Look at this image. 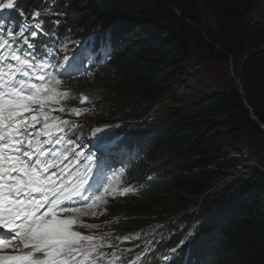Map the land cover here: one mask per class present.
Returning a JSON list of instances; mask_svg holds the SVG:
<instances>
[{
	"label": "trees",
	"instance_id": "16d2710c",
	"mask_svg": "<svg viewBox=\"0 0 264 264\" xmlns=\"http://www.w3.org/2000/svg\"><path fill=\"white\" fill-rule=\"evenodd\" d=\"M40 1L18 0V4L27 8ZM258 1L154 0L147 14L168 21L164 41L148 38L130 44L139 27L120 19L112 33L118 38L112 43L114 51L95 65L92 75H80L71 84L77 94H94V100L103 101L105 97L103 103L90 106L95 107L97 121L142 120L154 106L152 101L173 87L167 71L189 63L192 45L213 57L243 61L242 88L211 93L175 113L151 119L154 123L140 130L131 129L137 163L131 164L126 176L137 194L113 208L124 218V229L140 228L156 220L151 216L175 214L198 204L228 170L241 165L240 158H229V148L241 143L247 129L261 132L251 112L264 124V27H247L244 22ZM123 7V0H108L94 16L80 20L83 31L75 46L84 49L96 38L91 27L111 20ZM238 182L233 192L218 196L217 191L209 198L194 242L180 248L168 263L158 264H193L203 259L205 264H264V175L255 173ZM169 226L170 222L161 223L156 229L164 234ZM182 238L183 233L165 236L158 257L169 246L176 249ZM140 240L133 241L130 259L142 251ZM154 258L152 254L136 264H153Z\"/></svg>",
	"mask_w": 264,
	"mask_h": 264
},
{
	"label": "snow or ice",
	"instance_id": "6c2138e0",
	"mask_svg": "<svg viewBox=\"0 0 264 264\" xmlns=\"http://www.w3.org/2000/svg\"><path fill=\"white\" fill-rule=\"evenodd\" d=\"M16 2L0 3V11L13 10ZM52 14L50 9L36 10L32 23L22 20L18 28L0 18V247H13L12 254H0V264H98L110 255L100 250L98 238L76 230L98 227L82 224L80 216L89 212L76 205L91 207L89 201L94 205L101 200L103 194L96 193L107 180L106 160L103 152H83L72 135L78 125L65 127L67 120L52 115L55 109L50 106L69 99V92L60 89L72 79L76 62L75 55H65L63 63H53L60 51L55 43L38 46L39 37L56 35L44 30L41 19ZM87 99L84 96L81 103ZM71 113L81 114L76 108ZM69 151L73 157L64 163ZM131 190L125 188L120 195ZM194 240L195 234H190L165 259ZM111 255L115 260L107 264H116L120 257Z\"/></svg>",
	"mask_w": 264,
	"mask_h": 264
},
{
	"label": "rangeland",
	"instance_id": "374dc122",
	"mask_svg": "<svg viewBox=\"0 0 264 264\" xmlns=\"http://www.w3.org/2000/svg\"><path fill=\"white\" fill-rule=\"evenodd\" d=\"M53 1V7L50 9L53 13L52 15L56 16L60 23H66V27L69 31L72 30L73 32H76L82 28L79 21L89 16H94L96 8L105 4L108 0ZM0 2L6 3L7 0H0ZM153 2L154 0H123L125 5V7H123L124 11H120L119 14L113 16L108 22H105L102 25L98 24L91 28L99 31H111L113 25L115 26V23L118 20H131L139 28L134 34L136 38L130 37L132 38L130 44L138 41H145V39L148 38L164 41L168 21L160 19V15L152 16L147 14ZM48 3L50 6L52 5L50 2ZM58 6L63 11L59 10ZM43 9L44 8L40 10ZM152 11L153 9L150 10V12ZM244 22L247 27H264V0L258 1L250 15L244 19ZM181 68L183 69L181 70ZM181 68L180 70H173L170 68L167 71L171 74L169 78L172 79L171 85L173 87L159 99L152 101L154 106L149 108L151 109L149 115L143 120H125L117 123L120 125V129L128 127H143L146 124H152L154 121L150 120L151 118L160 117L161 119L169 113H175V111L181 107L197 103L211 93L217 91L228 93L232 89L241 88L243 85V61L235 62L233 57L228 58L227 60H224V57H213L205 49L194 45H192L191 48L189 63H184ZM90 96L94 98V94H90ZM102 101L103 99L101 100V98L95 100L96 103L99 102L100 104ZM82 106L84 105L82 104ZM85 110L87 111V109ZM90 114L91 112L87 111V115ZM93 117L94 119L90 120L82 118V123L78 116L75 115V125H80V128H83L80 135L86 143L84 144L88 145L89 149L94 148L95 140H100L95 137V128H101L102 130L105 128L110 130L111 127H115L114 124H116V122H100L97 121V116L93 115ZM261 129V132L247 129L242 136L241 143L238 144L235 149L234 147L229 148V158H240L242 161L240 166L228 170L227 174L213 184V189L210 190L207 195L202 197L196 206L189 209H183L177 214H167L166 212L159 213V215L165 217L161 219L160 222L165 223L170 219L177 218V223H175L172 229L174 228L175 232L180 231L181 227L187 229V231L183 232L182 239H184L189 232H195L197 224L202 218L203 208L215 192L218 191V196L223 192L231 193L236 189V185H239L238 180H249L255 173L264 175V129ZM124 134L125 133L122 132L119 136L121 142H126ZM125 182V178L119 171L113 170L108 173L107 183L104 188V190L107 189V191L102 193L101 200L93 205L92 208L94 211L89 212V217H87L88 223V220H95V222L90 225H96L101 219L106 217V214L108 217H111V215H113L112 213L116 214L113 210L111 212V209L109 210V208H111L112 204L119 202L125 196L126 193L120 195V193L124 192V189L126 188V186H124ZM160 209L161 208L157 207L153 208V210L157 211H160ZM92 212H95L96 215H91ZM92 229L93 228L84 227L81 233L87 235L85 232ZM144 231L149 232V229L145 228ZM101 239L102 237H100V240ZM158 240L159 237L157 233L154 235L153 240L146 249L155 248ZM114 242L119 245V247H122L118 240ZM123 260V262H125V257Z\"/></svg>",
	"mask_w": 264,
	"mask_h": 264
},
{
	"label": "clouds",
	"instance_id": "9594fccd",
	"mask_svg": "<svg viewBox=\"0 0 264 264\" xmlns=\"http://www.w3.org/2000/svg\"><path fill=\"white\" fill-rule=\"evenodd\" d=\"M105 22H108V21H105ZM105 22H103V24ZM108 32H109V35L112 36L113 29L111 31H108ZM158 118H151V119H158ZM87 119L90 120L91 117H87ZM131 121H135V120H131ZM125 180L127 182L129 180V177L128 176H125ZM135 194H137V192H132V194H131V192H127L122 199H124V198H126V197H128L130 195H135ZM117 203L112 204L111 206L116 205ZM196 205L197 204L192 205V206H189V207H186V208H183V209H189V208H192V207H194ZM113 208H109V210L111 209V212H112ZM181 211H179L177 213H180ZM177 213H175V214H177ZM112 214L113 215H111V217H108V215L106 214V217L103 218L105 220H103V221L100 220L99 221V222H105V224H103V225H101L99 223L96 224V225H99L98 227H95V228H97L98 235L100 237H102L101 241L102 242H105L106 244H108V246L109 245H111V246H117V244H115L114 241L118 240L120 242L125 236L130 237L129 239H127L125 245H127V244H129L131 242L133 243L134 240L141 239L140 242H139V244L142 245V251L144 249H146L150 245L151 241L153 240L154 235H156L157 233H158L159 240H158V242L156 244L157 246L155 248L156 249L165 248V247H160V241L165 236L170 235L171 232H173V231L175 232L174 228L172 229V227L175 225V223H177V218L176 219H170V220H172V223H170V226L168 228L169 231L167 230V232L164 233V234H161L160 233V230H157V232L152 233V231H153V229H154L155 226H158L159 224L164 223V222H160V220L163 219V218H165V217H162L161 215L151 216L150 217L151 219H156V220L150 221V223L145 224V225H143V226H141L140 228H137V229L136 228L135 229H124V227L122 226V222H123L124 218H122L120 216H117L114 213H112ZM170 214H173V213H170ZM150 218H148V219H150ZM167 222H169V220ZM145 228L149 229V232H145L144 231ZM115 230H118V232H116ZM184 230L185 229H183L181 227L180 228V231H178L177 233H183V232H185ZM174 232L171 233V234H174ZM192 232H189L188 234H186L185 238L182 239V240L184 241V240L189 239L188 236H190V234ZM119 234H122V236H120ZM148 249H150V248H148ZM172 249L173 248H171L169 246V249L168 248L164 249L163 255H161V256L159 255V257H158L157 253L155 251H153V248H152L150 253H154L155 254V258L153 259V264L155 262H157L156 260L166 261L165 257H169L170 256V253H171ZM171 259H173V258H171ZM112 260H115V259L112 257ZM116 264H123V263H122L121 259H119V260H116ZM202 264H205V259H203Z\"/></svg>",
	"mask_w": 264,
	"mask_h": 264
},
{
	"label": "bare ground",
	"instance_id": "6f19581e",
	"mask_svg": "<svg viewBox=\"0 0 264 264\" xmlns=\"http://www.w3.org/2000/svg\"><path fill=\"white\" fill-rule=\"evenodd\" d=\"M114 27L115 26H113V29H114ZM109 39H110V41H111V46H112V43H113V41H114V39H116L117 41H118V38L117 37H113V36H109ZM151 112V111H150ZM77 116V115H76ZM81 120V122L83 123V121H82V119H80ZM143 120V119H142ZM120 122H122V121H116V124H114V126L116 127L118 124L117 123H120ZM131 129L132 128H130V127H128V128H122L121 130H122V132L123 133H125L124 134V137L126 138V142H121L120 141V138H118L117 140H115V141H107V144H113V146L114 147H116V146H121L122 147V149L120 150V152L118 153V154H116V155H113V159L111 160V162H112V164L114 165V166H117L118 164H122L119 160H120V158H123L124 160H126V159H129V158H131V154L129 155V154H125V151H126V153H129L130 151H132V152H135V150H134V148H133V146L131 145V142H132V140H133V138H134V135L130 132L131 131ZM76 131H77V133H81L82 131H83V128H80V125H78V127H77V129H76ZM86 144V143H85ZM86 146H88V145H86ZM92 151H93V149H91ZM121 151H124V153L122 152V156L120 155V153H121ZM90 152V151H89ZM93 153V152H92ZM134 158H136V156L134 155L133 156ZM126 181V180H125ZM105 192V190L103 191V192H101V193H104ZM100 193V194H101ZM116 205H113V206H111V208H113V207H115ZM102 221L103 220H105V219H101ZM95 222V220H89V224H93ZM116 232H118V230H115ZM82 232V231H81ZM83 232H85V231H83ZM91 232H92V230H90V231H88V232H85V233H87V235H91ZM120 236H122V234H119ZM95 238H98L97 239V243H103V248L102 249H100L101 251H105V252H108L109 254H111V253H113V252H115V256H118V257H120V259L122 260V262L124 261L123 260V258L125 257V262H123L124 264L125 263H130V262H132V260L133 259H141V260H144V259H146V257H147V253H145V252H143V251H140L139 253H137L136 254V256L135 257H133L132 259H130V256H129V253L128 252H126V251H124V250H126V249H133L134 248V246H135V244L134 243H129V244H127V245H124V246H122V247H118V246H108V244H106L105 242H102L101 240H100V236L98 235V236H96ZM169 262V259L168 260H166V263H168ZM103 264H105V263H103ZM154 264H158L157 262H155Z\"/></svg>",
	"mask_w": 264,
	"mask_h": 264
},
{
	"label": "water",
	"instance_id": "95a60500",
	"mask_svg": "<svg viewBox=\"0 0 264 264\" xmlns=\"http://www.w3.org/2000/svg\"><path fill=\"white\" fill-rule=\"evenodd\" d=\"M242 87H243V85H242ZM251 116L260 124V127L264 129V125L258 120V118L253 114V112H251Z\"/></svg>",
	"mask_w": 264,
	"mask_h": 264
}]
</instances>
